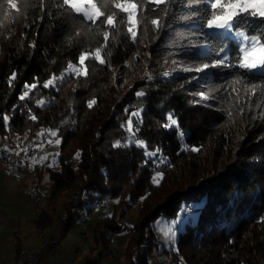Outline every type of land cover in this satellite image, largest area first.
Returning <instances> with one entry per match:
<instances>
[{
    "label": "trees",
    "instance_id": "1",
    "mask_svg": "<svg viewBox=\"0 0 264 264\" xmlns=\"http://www.w3.org/2000/svg\"><path fill=\"white\" fill-rule=\"evenodd\" d=\"M174 7L178 19L172 20L169 29L158 35L151 31L138 35L136 43L122 34L115 40L110 35L108 47L102 51L107 63L86 60L87 76L66 78L58 91L42 84L53 73L59 76L69 62L78 65L81 51L91 52L102 38L85 35L87 29L76 36L79 26L57 15L55 0L52 4L45 0L43 19L33 20L29 15L26 21L6 20L0 27V138L12 143L19 136L35 137L42 129L59 130V168L52 169L48 163L35 168L37 186L49 175L50 205L75 188L80 206L83 192L117 200L115 213L122 210L118 216L122 222L127 211L141 201L125 258L117 264H147L145 259L156 240L152 223L162 215L184 214L187 206L197 219L179 233L170 259L186 264H264V223L260 222L264 216V119H250L245 113L233 122L226 112L216 110L227 108L223 100L196 102L200 97L192 92L198 85L190 80L196 74L183 73L179 64L171 62L195 54L184 39L190 21L179 17L196 11V6L185 9L181 2ZM166 71L172 75L164 77ZM13 72L16 79L9 86ZM226 76H209L207 84L200 83L209 88ZM25 83L38 86L20 100ZM137 91L146 95L138 98ZM40 99L45 100L43 108L37 105ZM92 99L96 104L89 108ZM125 109L129 113L143 109L138 130L137 120L132 118L135 135L148 150L159 149L167 157L166 164L157 168L149 161L145 165L143 148L113 146L117 140L124 144L129 136L121 127L129 119ZM170 113L178 121V129L164 127ZM5 115L9 118L6 123ZM32 115L37 120L30 119ZM179 131L186 133L183 140ZM184 144L200 151L184 150ZM77 152L79 160L74 158ZM154 171L164 172L158 187L151 182ZM69 212L63 234L73 226L71 207ZM114 219L102 223L116 233L123 228ZM52 225L49 210L35 220L41 234ZM94 237L104 247L111 240L97 229Z\"/></svg>",
    "mask_w": 264,
    "mask_h": 264
},
{
    "label": "snow or ice",
    "instance_id": "2",
    "mask_svg": "<svg viewBox=\"0 0 264 264\" xmlns=\"http://www.w3.org/2000/svg\"><path fill=\"white\" fill-rule=\"evenodd\" d=\"M181 2L185 9L196 6V11H186L179 17L181 20L190 21L184 39L187 40L186 47L194 48L195 54L190 59L174 58L171 62L179 64L183 73L196 74L190 78L198 85L193 93L200 97V100L196 102L223 100L227 108L217 107L216 110L226 112L227 118L233 122L236 116H243L245 113L249 114L250 119H264V0H55V6L59 9L57 15H63L79 26L74 33L76 36L87 29L85 35L98 36L102 40L100 45L91 52L81 51L78 56V65L69 62L59 76L53 73L42 87L45 89L52 87L58 91L59 84H63L66 78L87 76L86 60L93 59L101 65L106 64L102 51L108 47L110 35L115 40L122 34L132 43H136L138 35H147L150 31L158 35L161 31L169 29L172 20L178 19L174 6ZM48 3L52 4L53 0H48ZM44 5L45 0H0V27H3L6 20L14 22L18 18H23L26 21L29 15L33 20L43 19ZM50 14L51 9H49ZM25 26L28 25L25 24ZM31 47L34 48L35 44L33 43ZM181 47L185 45L182 44ZM148 55L151 54L148 53ZM138 56L139 53H137ZM225 73L227 76L219 84L204 88L200 83L204 81L207 84L209 76L215 78ZM162 75L169 77L172 74L166 71ZM15 79L16 73L13 72L8 80L9 86ZM148 79H152L151 75ZM185 79L188 78L185 77ZM37 86V83L31 85L25 83L19 99L24 100L30 90ZM221 92L223 96L218 97ZM135 95L140 98L146 93L137 91ZM94 104L96 100L92 99L88 102V107L91 108ZM37 105L43 108L45 100H38ZM125 112L129 115V119L121 127L129 133V136L125 138L124 144L117 140L113 146L143 148L146 157L145 165L152 161L159 168L161 164L167 162V157H163L159 149L148 151L147 144L135 135L132 118H136V130H138L139 124L143 122V109L130 113L128 109H125ZM3 119L6 123L9 118L5 115ZM30 119L35 121L37 117L32 115ZM167 119L168 123L164 127L171 128L175 125L177 129L179 128L178 121L171 113ZM46 134L49 144L53 143L52 137H56V145L60 144L58 129H42L38 136L44 137ZM185 135L186 133L179 131L181 140ZM36 146L42 147L43 142ZM183 149L200 151L196 147L189 149L187 144L183 145ZM5 151L11 152L9 149ZM20 151H23L27 158L28 148ZM14 154L19 156L20 152L17 151ZM80 155L77 152L74 158L79 160ZM57 156L59 153L54 154L50 166L55 165ZM29 159L34 166L38 162L47 160L48 156L40 157L39 161L35 157ZM163 177V171H154L152 184L158 187ZM260 222L264 223V216L260 218ZM176 224L177 221L170 222V227L165 234L169 242L174 240L176 229L172 226Z\"/></svg>",
    "mask_w": 264,
    "mask_h": 264
},
{
    "label": "rangeland",
    "instance_id": "3",
    "mask_svg": "<svg viewBox=\"0 0 264 264\" xmlns=\"http://www.w3.org/2000/svg\"><path fill=\"white\" fill-rule=\"evenodd\" d=\"M193 93L194 92H192V94ZM40 132L41 131H39L38 134ZM38 134L32 138L28 136L16 137L12 143L0 138V153L5 149H9L14 152L19 151L20 154L23 155L25 153L20 151L21 149L28 148L29 150L30 148H34L37 149L38 152L33 157L38 161L40 157L45 155L48 156L47 160H44L42 163L38 162L34 166L31 164L29 158V164H19L8 167L0 166V216L7 220L6 222L0 221V264H14L15 259L13 254L16 253V248L19 243H23L25 246L38 245V243H40L38 240L39 233L35 227L36 219L33 215L35 206L28 197L26 190L34 183L36 174L35 168L37 166H42L43 164L48 163V166L52 169L59 168L60 144H55L56 137H52L53 143L49 144L48 136L40 137ZM41 141L43 142V146L37 147L36 145ZM56 153H59V156L55 157L56 163L55 165L50 166L52 165L53 156ZM44 178L45 181L39 184L38 188L40 192H45L44 194L48 195V200H46L48 203L46 205L45 202V206L43 205V209L46 211L51 207L49 203V187L52 183L49 180V175L45 174ZM76 192H79V190L75 188L66 191L56 204H54L51 209L53 225L46 235L53 236L61 241L64 248L67 250L65 253L67 257L71 251H75L76 248H79L78 251L80 252H86L84 249H86L85 244H87V242L78 229L72 226V229L67 234L62 233L63 222L68 218L70 213L69 207H71L73 225L76 224L77 226L82 227L83 223H86L89 231L95 232L97 229L100 233L107 235V237H111L112 239L108 242L113 241L116 244L125 243L123 244V248L126 252L127 242L132 236L127 234L125 226L126 224L134 225L136 223L141 201L132 206L125 214L123 221L120 222L118 216L122 210L119 209L115 213L117 200L109 199L108 197L106 199H99L97 196L98 194L92 196V193L83 192L81 195V206L79 195L78 205L74 206L70 203ZM105 201L107 204H104ZM188 207L192 209L191 206H187L184 210H187ZM187 211H185L184 214L181 211L174 217L162 215L152 223L151 229H153V232L156 235V240L161 239L162 242L160 245L161 253L159 254V264H186L183 261L179 263L174 262L170 259L169 252L171 249L176 248L179 233L184 231L185 226L187 224L195 225L197 214ZM113 216H115L114 223L122 225L123 228L116 233H113L111 229L104 226L102 223V221H106L105 224H107ZM169 219L171 222L177 221V224L172 226L176 229L174 240L172 242H169L165 238V234L170 227ZM149 230L150 229H147L146 235L149 234ZM91 247L93 248L94 246L92 245ZM93 252H95V250H92V253ZM66 256L63 260L65 264L69 260L66 259ZM137 260L135 259V261ZM145 260L147 264H154L151 255ZM125 262L127 264L130 263L129 261Z\"/></svg>",
    "mask_w": 264,
    "mask_h": 264
},
{
    "label": "built area",
    "instance_id": "4",
    "mask_svg": "<svg viewBox=\"0 0 264 264\" xmlns=\"http://www.w3.org/2000/svg\"><path fill=\"white\" fill-rule=\"evenodd\" d=\"M38 152L37 149L30 148L27 152V158L25 157V154H20L19 156L15 155V152H7L0 154V166H15L19 164H29V159L32 158L36 153ZM27 195L30 198L31 202L34 204V200L38 198V195L41 196V193L38 186L36 184H33L30 186L27 190ZM78 193L76 192L71 199V205H78ZM104 204H107L106 201ZM35 219L39 218L40 216H34ZM1 222H6L7 220L4 219V217L0 216ZM132 225L126 224L125 231L129 235L132 229ZM78 229L81 234H83V238H87L88 240H94L98 241L97 239H94V232H91L87 229L86 223H83L81 228ZM99 243V250H95L93 252V259L92 260H83L81 259V252L75 251V256L77 259H75L73 264H79V263H88V264H117V259L120 258L122 252V246L125 243L119 244V249H112V251H108L107 254H104V258H97V251H100V247L102 244V241H98ZM67 250L62 245L61 241L59 239H56L52 236H47L45 239H40V243L38 245H35L34 248H31V250H25V251H17L15 253V257L17 260V264H44L47 262L48 264H65L63 262L65 258V252ZM156 264V263H154Z\"/></svg>",
    "mask_w": 264,
    "mask_h": 264
},
{
    "label": "bare ground",
    "instance_id": "5",
    "mask_svg": "<svg viewBox=\"0 0 264 264\" xmlns=\"http://www.w3.org/2000/svg\"><path fill=\"white\" fill-rule=\"evenodd\" d=\"M160 154L163 157H165L162 152H160ZM166 163H163V164H166ZM44 193H41V196L38 195V198H36L34 200V206H35V210H34V213H33L34 216H41V214H43V212H44L43 205L45 204V202H46V205L48 203L46 201V200H48V195H45ZM187 210L189 212L191 211V209L189 207L187 208ZM169 222H171L170 219H169ZM73 226H74V228H81V227L77 226L76 224L73 225ZM133 232H134V228L132 227L129 236H131L133 234ZM47 236H49V235L45 234V235H42L41 238L45 239V238H47ZM94 239H95V237H94ZM85 240L87 242V244H85V247H86V249L90 250V246H92V245L94 246L95 245V241L94 240H88L87 238H85ZM161 243H162L161 239H157L155 241V246H153L155 248H153L152 253H151V257L153 259V262L156 263V264H159V254L161 253V251H160ZM34 247H35V245H28V246H25V245L23 246L22 245V246H20L17 249V251H25V250H29L30 251L31 248H34ZM123 247H124V245L122 246V252H125ZM96 249L99 250V245L96 246ZM112 249H119V244H116L115 242L110 241V242H108L107 247H104L103 245H101L100 251H97V258H103L104 254H107L108 251H112ZM124 258H125V253H121L120 258L117 259V263L122 262L124 260ZM92 259H93V253H90V256L88 258H83V260H92ZM79 264H88V263H79Z\"/></svg>",
    "mask_w": 264,
    "mask_h": 264
},
{
    "label": "crops",
    "instance_id": "6",
    "mask_svg": "<svg viewBox=\"0 0 264 264\" xmlns=\"http://www.w3.org/2000/svg\"><path fill=\"white\" fill-rule=\"evenodd\" d=\"M7 152H8V151L3 150L0 154L7 153ZM11 152H14V151H11ZM34 184H35V183H34ZM53 206H54V205H51L50 209H48L50 213H51V209L53 208ZM62 228H63V227H62ZM47 232H48V231H46V232L43 233V234H47ZM38 233H39V232H38ZM43 234L39 233V236H38V240H39V242H40V239H41L40 237H41V235H43ZM112 234H113V233H112ZM103 235H104V234H103ZM52 237H53V236H52ZM105 237H107V235H105ZM109 239H112V238L109 237ZM38 244H39V243H38ZM22 245H25V244H23V243H19L18 246H17V248H18L19 246H22ZM98 245H99V244H97L96 241H95V245H94L93 248L90 246V250H88V249H84V250H86V252H85V253L81 252V259H83V258H88V257L90 256V253H92V250H96V246H98ZM17 248H16V250H17ZM78 249H79V248H76L75 251L79 252ZM75 251L72 250L71 253L68 255V257H67L66 254H65L66 259H69L68 262H66V264H73L74 261H75V259H77V257L75 256ZM65 253H66V252H65ZM13 257H14V259H15L14 264H17V260H16V257H15V253L13 254ZM103 258H104V257H103ZM44 264H48V263L45 262Z\"/></svg>",
    "mask_w": 264,
    "mask_h": 264
}]
</instances>
